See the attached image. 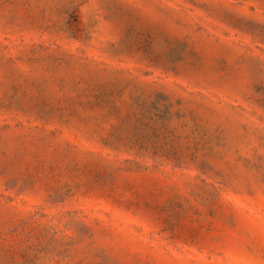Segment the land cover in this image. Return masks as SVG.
<instances>
[{"label": "rangeland", "instance_id": "1", "mask_svg": "<svg viewBox=\"0 0 264 264\" xmlns=\"http://www.w3.org/2000/svg\"><path fill=\"white\" fill-rule=\"evenodd\" d=\"M0 264H264V0H0Z\"/></svg>", "mask_w": 264, "mask_h": 264}]
</instances>
